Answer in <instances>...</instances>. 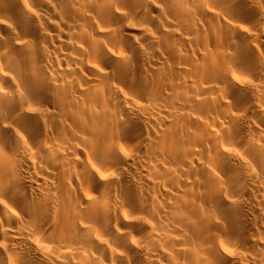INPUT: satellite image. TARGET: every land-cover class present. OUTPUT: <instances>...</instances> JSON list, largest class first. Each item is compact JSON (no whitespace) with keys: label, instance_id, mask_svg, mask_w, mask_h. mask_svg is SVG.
Wrapping results in <instances>:
<instances>
[{"label":"bare ground","instance_id":"obj_1","mask_svg":"<svg viewBox=\"0 0 264 264\" xmlns=\"http://www.w3.org/2000/svg\"><path fill=\"white\" fill-rule=\"evenodd\" d=\"M2 137L0 264H264V0H0Z\"/></svg>","mask_w":264,"mask_h":264},{"label":"snow or ice","instance_id":"obj_2","mask_svg":"<svg viewBox=\"0 0 264 264\" xmlns=\"http://www.w3.org/2000/svg\"><path fill=\"white\" fill-rule=\"evenodd\" d=\"M247 22V21H245ZM245 32H247V28L244 29ZM111 51V50H109ZM131 51V49H130ZM112 56H115L116 54L115 53H111ZM124 54L121 53V56H123ZM234 79H237L238 80V77H233ZM29 111H34V109H29ZM14 142L8 138V137H2L0 138V144H3L5 145L6 147L9 146V145H12ZM33 144L35 145L36 144V140L35 138H33ZM120 151H123V149L121 148ZM225 151H227V149H225ZM103 153H104V149L102 148L101 149V153L98 155V159H102L103 158ZM97 172H99V169H97ZM93 180H95V176L92 177ZM101 179H107L106 176H103V174H101Z\"/></svg>","mask_w":264,"mask_h":264}]
</instances>
